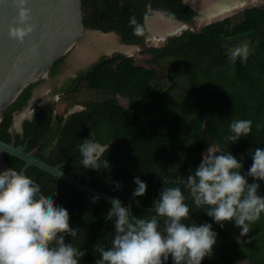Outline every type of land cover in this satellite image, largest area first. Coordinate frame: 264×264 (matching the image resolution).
Listing matches in <instances>:
<instances>
[{"label":"trees","instance_id":"trees-1","mask_svg":"<svg viewBox=\"0 0 264 264\" xmlns=\"http://www.w3.org/2000/svg\"><path fill=\"white\" fill-rule=\"evenodd\" d=\"M81 6L86 30L113 31L123 42L134 45L144 41L148 7L185 22L198 15L182 0H81ZM133 15L143 27L142 36L132 33L129 18ZM236 37L254 44L243 64L239 60L231 63L227 55L226 42ZM141 53L146 56L143 61L121 52L102 54L73 75L64 74L63 81L57 83L67 52L52 63L48 74L52 94L62 98L56 105L53 100L34 105L32 115L22 120L21 132H11L14 113L27 106L44 79L29 83L3 109L0 139L13 145L25 144L26 151L49 164L63 163V171L81 183L89 179L92 188L118 197L130 207L131 214L141 217L154 215L149 210L162 188L177 186V179L194 171L211 145H219L236 157L243 165L241 173L246 174L252 152L264 148V4L168 35L160 45L145 46ZM164 71L167 83L158 79ZM90 89L100 91V99H88L80 103L81 108L69 112L77 104L70 103L69 98ZM173 91L177 94L167 99ZM242 119L252 120V132L237 142L226 141L232 134L230 123ZM85 138L102 145L109 143L103 157L109 169L82 167L79 145ZM4 161L16 170L24 165L22 159L9 153H4ZM24 170L46 195H52L55 203L68 211L69 224L78 230V237H66L65 242L85 252L79 264H95L100 259L95 246H111L114 220L106 218L111 204L103 199L93 203L91 195L35 165ZM135 177L147 184L141 197L132 195ZM165 179L176 185H166ZM248 182H253L251 177ZM257 183L259 194L264 196V181ZM178 186L191 209L185 223H211L217 233L212 254L201 264H264V213L250 226L251 231L241 236L234 222H225L221 228L203 209H196L188 191ZM167 264H172L171 257Z\"/></svg>","mask_w":264,"mask_h":264},{"label":"clouds","instance_id":"clouds-1","mask_svg":"<svg viewBox=\"0 0 264 264\" xmlns=\"http://www.w3.org/2000/svg\"><path fill=\"white\" fill-rule=\"evenodd\" d=\"M15 3L17 17L8 26L7 35L22 43L33 26L28 23L30 12L24 6L25 0H15ZM129 26L134 36L143 35V27L134 15L129 18ZM250 54L246 41L227 50L231 63L239 60L243 64ZM252 124L250 119L233 121L229 125L232 134L226 141L234 143L248 136ZM108 150L109 143L102 145L85 138L79 145L80 164L84 169H109V162L103 159ZM251 158L250 168L242 174L243 165L236 157L219 145H211L202 154L198 167L186 178L177 179L178 185H183L190 194L196 209H203L221 228L225 222H234L241 236L247 235L250 226L264 213V196L259 194L260 184L257 183L264 181V148H256ZM248 177L252 178V183L248 182ZM133 183L136 185L133 197L145 195L147 184L139 177H135ZM165 184L174 182L165 179ZM178 185L163 187L159 199L153 201L149 210L154 215L146 217L131 214L130 207L113 197L106 213L108 220H114L111 246H95V252L100 255L95 264H167L169 257L172 264H201L211 255L217 233L211 223H185L191 209ZM115 186L121 187L118 183ZM92 202L95 203L96 198H92ZM160 218H163V231ZM69 220L68 211L58 206L52 195H46L25 170L0 171V264H79L85 252L74 243L65 242L66 237L73 240L78 237V230L70 226Z\"/></svg>","mask_w":264,"mask_h":264},{"label":"water","instance_id":"water-1","mask_svg":"<svg viewBox=\"0 0 264 264\" xmlns=\"http://www.w3.org/2000/svg\"><path fill=\"white\" fill-rule=\"evenodd\" d=\"M24 6L29 9L28 23L33 26V31L20 43L7 35L8 26L17 17L15 0H0V120L3 109L22 89L44 78L52 63L65 55L85 31L81 0H25ZM25 148V144L13 145L0 139V171L9 168L4 161V153H9L24 161L22 170L35 165L76 190L111 204L114 196L92 188L89 179L81 183L61 169L63 163L49 164Z\"/></svg>","mask_w":264,"mask_h":264},{"label":"rangeland","instance_id":"rangeland-1","mask_svg":"<svg viewBox=\"0 0 264 264\" xmlns=\"http://www.w3.org/2000/svg\"><path fill=\"white\" fill-rule=\"evenodd\" d=\"M194 7L199 12L197 25L208 23L214 20L222 19L227 16H232L238 14L240 10L248 6L262 5L264 0H193ZM222 7H224L222 9ZM152 19H159L155 16H160L159 11L151 13ZM162 19V18H161ZM163 20V19H162ZM149 26V36L146 37L142 45L127 44L121 40V37L115 32L103 33L97 30H86L78 38L77 42L68 51V56L63 60V70L56 78L57 83L63 81L64 74L73 75L78 69H82L88 66L90 63L95 62L98 57L102 54H112L115 52H121L127 56L134 57L137 61H143L146 56L141 53L142 48L145 46H158L163 40V31H168L173 29L171 22L169 27L162 25L163 22L156 20L154 24L148 22ZM162 23V24H161ZM148 24V25H149ZM165 29V30H164ZM183 29V28H182ZM162 34V35H161ZM178 34V33H176ZM248 42L251 51L254 48V44L250 42L249 39H243L236 37L229 39L226 42L228 48H232L240 45L242 42ZM44 80L40 82L34 89L31 99L28 101L27 106L23 108L14 118L12 123L11 132L19 131V125L24 118H29L33 112L34 105H42L46 102L52 101L56 103L62 98L59 94L53 95V83L50 82L48 75L43 78ZM158 79L162 82H166L165 71L158 74ZM98 90L90 89L88 91L77 92L74 97H70L69 102L77 103L73 104L70 109L77 110L81 108V104L86 100L90 99H100ZM177 92L170 93L167 99H171ZM81 103V104H80ZM56 110V109H55ZM206 151V150H205Z\"/></svg>","mask_w":264,"mask_h":264},{"label":"flooded vegetation","instance_id":"flooded-vegetation-1","mask_svg":"<svg viewBox=\"0 0 264 264\" xmlns=\"http://www.w3.org/2000/svg\"><path fill=\"white\" fill-rule=\"evenodd\" d=\"M193 0H182V2L184 3V4H186V5H188V6H190V7H192L193 9H194V11L198 14L197 16H196V19H192L190 22H185V21H182V20H180V19H177V18H175V17H172V16H167V15H165L161 10H158V9H152V8H150V7H148L147 8V15L145 16V18H144V28H145V33H146V35H145V38H144V41H145V39H146V37L147 36H149V34H150V32H149V26H150V24L148 23L151 19H152V17H154V16H152L151 15V13H153V12H155V11H160V12H162V16L165 18H167V20L169 19L171 22H173L174 23V27H176L175 29H169L168 31H163V34H166V35H162V40H164L168 35H171V34H174V33H171V32H175V33H181L183 30H185V29H188V28H191V29H194V28H198V27H200V26H202V25H204V24H206V23H203V24H200V25H197V22H198V17H199V12H198V10L194 7V3L192 2ZM224 7H222V9H223ZM83 10V9H82ZM83 15H84V12H83ZM149 24V25H148ZM162 24V23H161ZM162 25H164V24H162ZM183 28V29H182ZM165 30V29H164ZM176 30V31H175ZM85 31H86V29H85ZM143 41V42H144ZM143 44V43H142ZM141 44V45H142ZM17 113H19V112H16V113H14V117L17 115ZM14 117H13V121H14ZM21 125H22V121H21V123H20V125H19V131H16V132H21V130H22V127H21ZM10 131H11V128H10Z\"/></svg>","mask_w":264,"mask_h":264},{"label":"bare ground","instance_id":"bare-ground-1","mask_svg":"<svg viewBox=\"0 0 264 264\" xmlns=\"http://www.w3.org/2000/svg\"><path fill=\"white\" fill-rule=\"evenodd\" d=\"M155 17H158L159 19H156V18H155V19H151V20H150V23H151V24H154L156 20H159V22L161 21V22L164 23L165 26L169 27V25H170V23H171L170 20L164 19V18H162V16H155ZM161 18H162L163 20H162ZM172 23H173V22H172ZM155 24H156V23H155ZM172 27H173V29L176 28V27H174V23H173Z\"/></svg>","mask_w":264,"mask_h":264}]
</instances>
